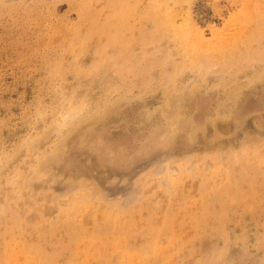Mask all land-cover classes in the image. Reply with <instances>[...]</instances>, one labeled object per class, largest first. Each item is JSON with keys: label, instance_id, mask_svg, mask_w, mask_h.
Wrapping results in <instances>:
<instances>
[{"label": "rangeland", "instance_id": "374dc122", "mask_svg": "<svg viewBox=\"0 0 264 264\" xmlns=\"http://www.w3.org/2000/svg\"><path fill=\"white\" fill-rule=\"evenodd\" d=\"M252 2L0 0L7 264H264V0ZM171 11L203 33L190 56L156 21Z\"/></svg>", "mask_w": 264, "mask_h": 264}, {"label": "bare ground", "instance_id": "6f19581e", "mask_svg": "<svg viewBox=\"0 0 264 264\" xmlns=\"http://www.w3.org/2000/svg\"><path fill=\"white\" fill-rule=\"evenodd\" d=\"M169 1V0H168ZM249 1V0H248ZM253 0H251V4H253V2H252ZM171 2V1H170ZM174 2H176V1H174ZM167 3V2H166ZM249 5V3H247V7L251 10H253V5ZM158 5V4H157ZM114 6V5H113ZM167 6V5H166ZM160 9V8H159ZM159 9H158V12H159ZM168 9H170V8H168ZM153 10V9H152ZM148 11V10H147ZM150 11V10H149ZM130 12V11H129ZM128 12V13H129ZM156 13V12H155ZM167 14V13H166ZM170 15H168L169 17L167 18L166 17V15H165V17H166V19H162V18H159V17H156V21L157 22H159V23H161V25L163 26V28L165 27V26H168V25H170L171 27V29L172 30H174L175 31V34H176V36H177V38H182V40H184V42H180L181 44H180V46L183 48V49H185V52H186V54L188 55V56H190L191 55V52H193L190 48H189V46H188V42L190 43V45H191V48H193L194 50H196L197 51V49L199 48V43H202V39H203V33H201L200 32V30L198 29V28H196L195 27V25L194 24H192V22L190 21V19H188V21L189 22H191V23H188L186 26H188V30H186V28H183V27H178L177 25H174L173 23H172V21H173V18H174V16H175V13L174 12H170L169 13ZM154 15V14H153ZM111 24V23H110ZM112 24H115V23H112ZM117 24H119V23H117ZM113 28V27H112ZM192 34H194V36H195V38H193V39H195L194 41L195 42H193L192 43V41H191V39H192ZM195 43H196V45L197 46H195ZM79 47V46H78ZM199 50V49H198ZM185 52H184V54H185ZM199 55V54H198ZM188 59V58H187ZM28 166L30 167V170L28 171V172H24L23 171V173L20 175V177H24V180L27 182L28 180H27V177H28V175H30L31 173H34L35 172V170H37V164L35 163V162H33V161H30V162H28ZM20 177L17 179V181L16 180H11V181H9L7 184V186H6V183H5V187L7 188V187H9L10 189H18V188H21L22 186H23V183H22V181H20ZM86 198H88V199H90V196L88 195V196H86ZM83 201V200H82ZM86 204H88V203H82L81 202V207H84V206H86ZM89 241H91L92 243H93V241L96 239V237H95V234H93V233H91V234H83ZM91 242L89 243V242H87V241H85V240H83L80 244H84L85 246H86V248H87V250H88V253H90V250H91V247L92 248H94L93 247V245L91 244ZM11 244L9 243V245L8 244H6L4 247H3V249H1L0 250V264H7L9 261V259H12L13 257L14 258H16V255L15 256H12V255H10L9 254V252H8V249H7V247L8 246H10ZM157 247L158 246H155V245H153V246H151L150 247V250H148V252H150L151 254L153 253V252H155V250L157 249ZM12 249V248H11ZM92 252H93V250H91ZM149 253V254H150ZM37 257H35L32 261H30V262H28L27 264H56L55 263V259L53 258L54 256H50V259H49V261L48 262H46V263H41V259H42V255H36ZM128 256H130V254H128ZM32 258V257H31ZM11 263V262H10Z\"/></svg>", "mask_w": 264, "mask_h": 264}]
</instances>
